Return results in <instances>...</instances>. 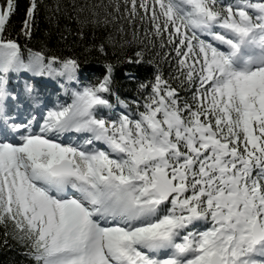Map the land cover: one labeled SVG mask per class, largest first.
Instances as JSON below:
<instances>
[{
	"label": "snow or ice",
	"instance_id": "1",
	"mask_svg": "<svg viewBox=\"0 0 264 264\" xmlns=\"http://www.w3.org/2000/svg\"><path fill=\"white\" fill-rule=\"evenodd\" d=\"M42 5L12 38L19 3L0 0L4 243L32 264H264V0L73 4L81 38L118 14L133 27L126 63L154 69L142 104L117 95L112 63L82 83L76 57L29 47Z\"/></svg>",
	"mask_w": 264,
	"mask_h": 264
},
{
	"label": "trees",
	"instance_id": "2",
	"mask_svg": "<svg viewBox=\"0 0 264 264\" xmlns=\"http://www.w3.org/2000/svg\"><path fill=\"white\" fill-rule=\"evenodd\" d=\"M103 2L107 4L109 0H103ZM18 3V13L11 19L10 32L12 38H16L21 33L29 0H18ZM99 3L101 0H43V5L32 23V38L28 41V46L37 51L46 49L60 56L76 57L81 62L80 79L82 83L95 82L97 78H102L105 74L104 63H112L115 66L114 76L117 95L123 100H138L142 104L143 99L138 96L137 92L138 82L153 79L154 69L147 64L126 63L127 58L133 56L140 47L135 43L125 44L123 49L120 47L125 41L131 42L133 38L134 29L129 25L128 20L118 14L114 23L107 25L101 23L97 27L89 25L84 28L83 38H81L80 26L75 19L69 18L77 15L73 4L77 7H86L89 4ZM58 5L59 11H57ZM109 10L111 11V9ZM100 19H104L102 10ZM121 27L124 29L123 32L119 30ZM142 35L143 29L141 28ZM109 37H111V43H109ZM19 42L21 45L26 42L22 34ZM101 43L105 45L106 56L97 51ZM150 58L151 56H146V59ZM161 67L165 78H167L172 68L166 63L162 64ZM125 73L133 74L135 79H129ZM24 251L26 249L11 239L5 244L3 230L0 229V264H32L23 255Z\"/></svg>",
	"mask_w": 264,
	"mask_h": 264
}]
</instances>
